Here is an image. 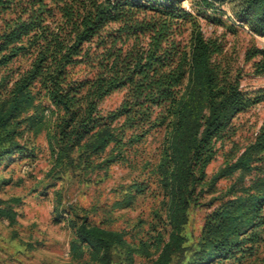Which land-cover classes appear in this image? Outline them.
Returning <instances> with one entry per match:
<instances>
[{
    "label": "trees",
    "instance_id": "obj_1",
    "mask_svg": "<svg viewBox=\"0 0 264 264\" xmlns=\"http://www.w3.org/2000/svg\"><path fill=\"white\" fill-rule=\"evenodd\" d=\"M225 5L264 36V0H191L193 10L184 0H0V167L13 154L35 157L29 135L46 128L57 166L143 169L114 206L149 194L159 203L134 229L75 209L67 222L79 264H113L118 251L130 264H184L195 204L209 210L187 264H264V121L246 144L234 139L236 118L264 100V88L243 83L226 37L206 35L199 19L224 22ZM245 59L264 74V46H249ZM116 91L121 102L105 107ZM157 131L162 142L146 156ZM0 215L15 220L7 207Z\"/></svg>",
    "mask_w": 264,
    "mask_h": 264
},
{
    "label": "rangeland",
    "instance_id": "obj_2",
    "mask_svg": "<svg viewBox=\"0 0 264 264\" xmlns=\"http://www.w3.org/2000/svg\"><path fill=\"white\" fill-rule=\"evenodd\" d=\"M187 8L192 9L191 0H184ZM219 17L224 20L200 16L206 35H224L227 40V57L236 68L244 73L243 83L251 88H264V74H255L251 61L245 59L246 49L252 44L264 46V36L256 34L247 25L238 23L229 5ZM195 11V10H194ZM124 91L109 95L104 106L115 107L123 99ZM264 121V100L255 104L237 118L239 145L246 144ZM164 132L149 135L144 144L146 156L155 154L162 142ZM31 146H36V156H11L12 161L0 167V206L12 209L15 220L0 215V264H79L71 253L70 241L72 228L68 225L69 215L89 212L90 218L104 220L121 228L134 229L140 219H150L152 210L159 205L152 194L138 199L135 206L119 208L114 206L116 199L124 193V185L135 177H145L142 168H131L122 163L113 164L107 171H87L71 165H55V157L50 146L47 129L40 133H30ZM232 144L227 143L217 158L208 167L212 176L225 162V152ZM235 180V175L223 177L219 181V192L226 190ZM155 188V184L151 185ZM218 192V193H219ZM207 195L202 201H208ZM157 199V198H156ZM61 203H58V201ZM61 220L56 218V207ZM208 204H195L189 210V219L184 227L186 242L191 247L186 251L187 264L197 247ZM149 225L144 224L139 235ZM140 229V228H139ZM137 261L140 256H136ZM177 261V256L174 262ZM113 264H130L124 252H117Z\"/></svg>",
    "mask_w": 264,
    "mask_h": 264
}]
</instances>
